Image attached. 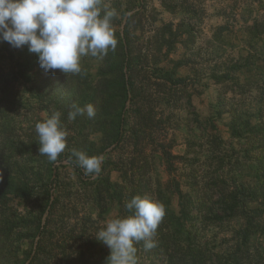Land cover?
<instances>
[{
    "label": "rangeland",
    "instance_id": "obj_1",
    "mask_svg": "<svg viewBox=\"0 0 264 264\" xmlns=\"http://www.w3.org/2000/svg\"><path fill=\"white\" fill-rule=\"evenodd\" d=\"M103 5L118 13L115 52L82 58L81 74L34 68L0 89V264H106L110 249L95 235L127 216L119 203L132 191L162 203L214 253L264 264V0ZM127 13L128 45L119 46ZM73 103L92 104L95 117L68 120ZM54 111L69 135L50 162L35 125ZM230 111L246 123L235 137ZM72 149L103 156L100 174L83 180L63 165ZM232 203L231 219L213 220ZM249 210L260 222L241 247ZM154 250L141 264H163Z\"/></svg>",
    "mask_w": 264,
    "mask_h": 264
},
{
    "label": "clouds",
    "instance_id": "obj_2",
    "mask_svg": "<svg viewBox=\"0 0 264 264\" xmlns=\"http://www.w3.org/2000/svg\"><path fill=\"white\" fill-rule=\"evenodd\" d=\"M117 15L103 0H0V41L16 49L27 46L45 73L81 74L82 58L103 59L109 51L115 52L118 39L113 20ZM70 108V121L96 114L92 104L81 107L73 103ZM61 115L54 111L35 125L39 155L50 162H56L67 146L69 133ZM71 157L86 177L100 174L103 156L89 157L72 149ZM125 208L131 215L108 220L95 235L110 249L106 264H138L136 244L143 242L145 251L157 247L155 237L166 215L165 206L137 195Z\"/></svg>",
    "mask_w": 264,
    "mask_h": 264
},
{
    "label": "trees",
    "instance_id": "obj_3",
    "mask_svg": "<svg viewBox=\"0 0 264 264\" xmlns=\"http://www.w3.org/2000/svg\"><path fill=\"white\" fill-rule=\"evenodd\" d=\"M128 21V20H127ZM127 22L126 25L123 28V37L121 40H119V46H127L128 40H127ZM122 42V44H121ZM123 59L126 68L129 66V56H125L124 50L121 49ZM128 58V59H126ZM6 61L8 62V70L11 74V78L8 80L4 79L3 75L0 73V89L4 86L10 87V84H12L15 81V76L17 74H22L24 72H28L34 68H37L39 71L43 70L40 68L38 62H37V56L36 54L29 53L27 46H24L20 49H16L11 47L7 42L0 41V62ZM60 70L50 71V74L55 75L59 73ZM53 80V79H52ZM51 80V82H52ZM216 82H225V77H215L214 79ZM180 80H174L173 83L177 84ZM127 83V81H126ZM52 87H54V83L52 84ZM11 89H13L11 87ZM10 90V88H9ZM10 98L12 99V107L13 104L17 103V98L14 96V94H10ZM220 102V101H219ZM229 113L231 117V134L232 136H238V128L239 125H245L246 123H241V120L238 116L232 111ZM263 123V121H261ZM122 123H123V114H120L119 117V131H118V137L116 142H121L122 135H121V129H122ZM117 147V145H116ZM64 161L67 162V165L70 166L74 173L81 179L84 180V173L83 170L75 163V160L73 157H68L64 159ZM261 171V168H260ZM264 172V170H263ZM264 176V175H263ZM52 182H55V178H53ZM134 182V181H133ZM133 182H130V184H134ZM259 187L257 188L259 191L261 190L260 187H262V183L264 184V178L258 177ZM133 193H136V191H132V196H129L127 194H124L125 198L122 199V202L120 201L119 205L124 210L125 214L131 215V213L125 208L126 202H128L131 198H133ZM180 194V193H179ZM1 196V192H0ZM181 195H179V198ZM120 198H122V194L120 195ZM262 207H264V202H262ZM2 207V205H0ZM52 207V205L50 206ZM234 207V204H227L226 205V211H222V215L219 213L221 211H217L213 215V220L216 222H223L227 219H231L232 214V208ZM168 214V217L166 216ZM166 215L159 225L157 229V235L155 237V240L158 242L157 247L153 248L156 250L157 253H154V255L160 256L162 258L163 264H238L237 259H235L233 256L226 257L221 256L216 253H214L207 245L202 244L198 237L195 234H191L186 229L183 228L180 221L172 216L171 212L168 210L166 211ZM170 215V216H169ZM246 220H247V228L243 231V237H242V243L241 247L246 246L247 244V234L254 230L257 225L260 222V217L258 216V212L256 210H249L245 214ZM165 221V223H164ZM170 227V230L168 228ZM137 248V261L138 264H141L143 260H149L151 256H153V253H151V250L145 251L143 247V242H140L135 245ZM154 250V252H155Z\"/></svg>",
    "mask_w": 264,
    "mask_h": 264
},
{
    "label": "water",
    "instance_id": "obj_4",
    "mask_svg": "<svg viewBox=\"0 0 264 264\" xmlns=\"http://www.w3.org/2000/svg\"><path fill=\"white\" fill-rule=\"evenodd\" d=\"M129 16V14L127 13L126 14V16H125V19H124V23H123V27H124V25H125V23H126V20H127V17ZM129 102V99L127 100V103ZM63 165H67V162L66 161H64L63 163H62ZM51 203V202H50ZM48 213V211H46V214Z\"/></svg>",
    "mask_w": 264,
    "mask_h": 264
}]
</instances>
